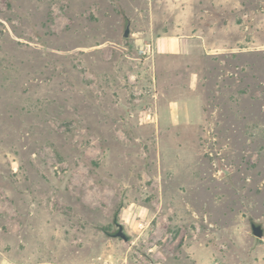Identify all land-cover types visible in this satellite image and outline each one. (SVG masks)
<instances>
[{
  "label": "rangeland",
  "instance_id": "374dc122",
  "mask_svg": "<svg viewBox=\"0 0 264 264\" xmlns=\"http://www.w3.org/2000/svg\"><path fill=\"white\" fill-rule=\"evenodd\" d=\"M252 221L264 0H0V264H264Z\"/></svg>",
  "mask_w": 264,
  "mask_h": 264
},
{
  "label": "water",
  "instance_id": "95a60500",
  "mask_svg": "<svg viewBox=\"0 0 264 264\" xmlns=\"http://www.w3.org/2000/svg\"><path fill=\"white\" fill-rule=\"evenodd\" d=\"M131 20L129 18L126 19V24H125V29L122 33V36L127 38L131 36ZM114 224L117 227V230L113 233L110 234V236L114 238H121L124 241H129L130 240V235L125 229L124 224L118 219V213L115 214L114 216ZM251 232L254 236L258 238H263L264 237V227L261 223H257L255 221H252L251 223Z\"/></svg>",
  "mask_w": 264,
  "mask_h": 264
},
{
  "label": "crops",
  "instance_id": "0c3cea01",
  "mask_svg": "<svg viewBox=\"0 0 264 264\" xmlns=\"http://www.w3.org/2000/svg\"><path fill=\"white\" fill-rule=\"evenodd\" d=\"M158 49H161V48H158Z\"/></svg>",
  "mask_w": 264,
  "mask_h": 264
},
{
  "label": "built area",
  "instance_id": "2783aa9c",
  "mask_svg": "<svg viewBox=\"0 0 264 264\" xmlns=\"http://www.w3.org/2000/svg\"><path fill=\"white\" fill-rule=\"evenodd\" d=\"M147 49H149V48H147Z\"/></svg>",
  "mask_w": 264,
  "mask_h": 264
}]
</instances>
